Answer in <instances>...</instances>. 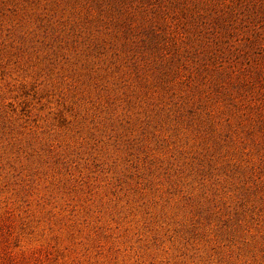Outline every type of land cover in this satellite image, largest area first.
Here are the masks:
<instances>
[{"label":"rangeland","instance_id":"rangeland-1","mask_svg":"<svg viewBox=\"0 0 264 264\" xmlns=\"http://www.w3.org/2000/svg\"><path fill=\"white\" fill-rule=\"evenodd\" d=\"M0 264H264V0H0Z\"/></svg>","mask_w":264,"mask_h":264}]
</instances>
